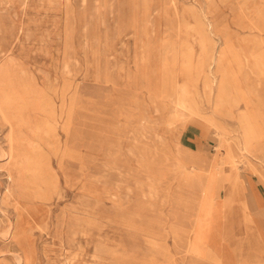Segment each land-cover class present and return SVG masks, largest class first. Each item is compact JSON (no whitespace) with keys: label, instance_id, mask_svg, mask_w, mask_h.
Here are the masks:
<instances>
[{"label":"rangeland","instance_id":"rangeland-1","mask_svg":"<svg viewBox=\"0 0 264 264\" xmlns=\"http://www.w3.org/2000/svg\"><path fill=\"white\" fill-rule=\"evenodd\" d=\"M222 45L242 98L214 106ZM263 65L264 0H0V264H202L191 157L225 146L238 175L264 179L237 123L245 103L264 155ZM235 220L228 252L264 249Z\"/></svg>","mask_w":264,"mask_h":264},{"label":"crops","instance_id":"crops-1","mask_svg":"<svg viewBox=\"0 0 264 264\" xmlns=\"http://www.w3.org/2000/svg\"><path fill=\"white\" fill-rule=\"evenodd\" d=\"M253 146L252 144L250 149ZM204 147L203 143L201 149L204 150ZM249 151L247 154L250 159L259 162L258 158L250 155ZM223 152L221 148L212 155L205 153L207 160H210V165L197 157H191L197 169L206 171L205 180L198 193L199 197L196 199L197 206L192 224L196 241V247L193 248L195 259H193H197L202 264H264V249L244 258L227 250L224 235L231 226L232 217L236 219L235 223L239 229L237 232L245 236L255 233L256 237L253 239L264 244V179L255 177L248 169L247 173L243 169L241 175H238L233 164L227 162L226 154ZM219 157L222 158L219 159ZM181 167H185L182 174L192 181L190 178L195 176L196 169L184 164L182 158ZM209 173L210 179L207 177ZM218 178L223 185L219 195H216ZM245 217L249 218L246 222H244Z\"/></svg>","mask_w":264,"mask_h":264},{"label":"bare ground","instance_id":"bare-ground-1","mask_svg":"<svg viewBox=\"0 0 264 264\" xmlns=\"http://www.w3.org/2000/svg\"><path fill=\"white\" fill-rule=\"evenodd\" d=\"M197 19H200V18H197ZM203 21V20H202ZM197 22V21H196ZM208 25V24H207ZM201 26V25H200ZM203 26V25H202ZM199 26H198V24H197V28H198ZM202 30V29H201ZM31 31V30H30ZM204 31V30H203ZM210 31H211V29H210ZM26 32V31H25ZM212 33V32H211ZM186 34V33H185ZM204 35V34H203ZM235 38H237V37H235ZM187 39V38H186ZM192 39V38H191ZM195 39V38H194ZM203 40V39H202ZM211 41V40H210ZM215 41V40H214ZM234 42V41H233ZM180 43H181V41H180ZM185 43V42H184ZM207 44V43H206ZM181 45V44H180ZM186 45V44H185ZM196 45V44H195ZM240 45V44H239ZM227 46L228 45H222V48H221V50L218 52V54L216 55V51L214 50V52H212V54L210 55V59H209V62H208V73H209V80H210V86H211V88H212V86H215L216 85V90H215V100H214V103H213V105L215 106V105H217V104H221V103H224L225 101H227L228 99H231L232 98V93H231V88H232V84H231V77H230V75H229V73H228V71L226 70V69H224V68H219V67H221L220 65H222V62H223V60H224V57H225V54L227 53ZM241 46V45H240ZM244 46V45H243ZM254 45H252L251 47H253ZM257 46V45H256ZM255 46V47H256ZM206 47V46H205ZM256 48H258V46L256 47ZM251 49V48H250ZM260 49V48H259ZM197 50V49H196ZM239 50V49H238ZM241 50V49H240ZM206 52H207V50H205ZM250 51V50H249ZM211 52V51H210ZM182 53H183V51H182ZM246 53V52H245ZM244 55V54H243ZM196 56V55H195ZM244 56H246V55H244ZM205 57V56H204ZM246 58V57H245ZM185 60V59H184ZM188 61V60H187ZM245 62V61H244ZM247 63V62H246ZM250 63V62H249ZM9 65H11V64H9ZM185 65V64H184ZM203 65H204V63H203ZM216 65V70L217 71H221V73H220V76H217L216 75V72H215V68H214V70H213V67ZM19 66V65H18ZM189 66V65H188ZM251 66V65H250ZM264 66V65H263ZM2 67V66H1ZM254 67V66H253ZM183 68H185V67H183ZM190 68V67H189ZM202 68V67H201ZM254 70V69H253ZM7 71V67L6 66H4V67H2L1 69H0V83H3V82H7L6 81V78H5V72ZM182 71V70H181ZM188 71V70H187ZM219 71V72H220ZM191 72V71H190ZM255 72V71H254ZM232 73V72H231ZM8 74V73H7ZM193 74V73H192ZM187 75V74H186ZM185 75V76H186ZM15 78V77H14ZM30 78V77H29ZM182 78V77H181ZM193 78H195V77H193ZM245 78V77H244ZM20 79V78H19ZM31 79V78H30ZM208 80V79H207ZM25 81H26V79H25ZM17 83V82H16ZM182 83V82H181ZM193 83H194V81H193ZM21 84V83H20ZM187 84V83H186ZM183 85V84H182ZM207 85V84H206ZM205 85V86H206ZM5 86H7V85H5ZM190 87V86H189ZM6 88V87H5ZM7 88H8V86H7ZM12 88V87H11ZM182 89V88H181ZM186 91V90H185ZM196 91V90H195ZM246 91V90H245ZM193 92V91H192ZM8 93V92H7ZM195 93V92H194ZM22 94V93H21ZM33 94V93H32ZM50 94V93H49ZM48 94V95H49ZM184 94V93H183ZM24 95V94H23ZM22 95V96H23ZM34 95H36V94H34ZM187 95V94H186ZM189 95V94H188ZM248 95H249V93H248ZM13 96V95H12ZM40 96V95H39ZM38 96V97H39ZM24 97V96H23ZM41 97V96H40ZM46 97V96H45ZM183 97V96H182ZM249 97V96H248ZM186 97H184V99H185ZM214 98V97H213ZM241 98L242 97H238V98H236V99H234V98H232V99H234L236 102H239V101H241ZM253 100V99H252ZM185 101H187V100H185ZM197 102V101H196ZM19 103V102H18ZM179 103L180 104H183V99L180 97V101H179ZM185 103H188V101L187 102H185ZM184 103V104H185ZM194 104V103H193ZM192 105V104H191ZM236 105V104H235ZM242 105V104H241ZM48 106V105H47ZM197 106V105H196ZM243 110H240V116H241V119L237 122L238 123V126H239V129H240V131H239V144L240 145H242V146H239L240 147V149H244L245 147H247L248 145H250V144H253L254 146L252 147V149H250V155L251 156H253V157H255V158H258V160H259V163L261 164V166H263V170L261 171L262 172V174H264V155H262V154H259V153H257L256 154V152L257 151H255V150H257V149H255V143L254 142H257V141H259V139H260V137H261V135L259 134V125H258V123L257 122H255L253 119H255V117H254V115L253 114H251V112L248 110V106L245 104V103H243ZM192 108V107H191ZM195 108V107H194ZM49 110V109H48ZM47 110V111H48ZM185 110V109H184ZM187 110V109H186ZM195 110H196V108H195ZM195 110H193V112L195 111ZM192 111V110H191ZM197 112V111H196ZM30 113H31V111H30ZM1 114H2V112H1ZM194 114H196V113H194ZM51 115V114H50ZM53 115V114H52ZM207 116V115H206ZM48 117V116H47ZM261 117V116H260ZM13 118H15V117H13ZM13 118H12V120H13ZM49 118H50V116H49ZM198 118V117H197ZM200 118V117H199ZM24 119H25V117H24ZM33 119V118H32ZM19 120V119H18ZM42 120V119H41ZM39 121V120H38ZM29 122V121H28ZM32 122H34V121H32ZM48 122V121H47ZM43 123V122H42ZM236 123V124H237ZM23 124V123H22ZM50 124V123H49ZM52 124V123H51ZM11 125V124H10ZM34 125V124H33ZM45 125V124H44ZM30 126V125H29ZM34 126H36V125H34ZM42 126V125H41ZM237 126V127H238ZM46 127V126H45ZM51 127V126H50ZM11 128H12V126H11ZM37 128V127H36ZM36 128H35V130H36ZM40 128H42V127H40ZM184 128V127H183ZM43 129V128H42ZM45 129V128H44ZM38 130H39V128H38ZM9 131H11V130H9ZM13 131V130H12ZM25 131V130H24ZM32 131H34V130H32ZM184 131V130H183ZM27 132V131H26ZM11 133V132H10ZM37 133H39V131L37 132ZM261 133V132H260ZM36 134V133H35ZM49 134H51V133H49ZM30 135V134H29ZM30 136H32V135H30ZM37 136V135H36ZM45 136V135H44ZM34 137V136H33ZM226 137V136H225ZM225 137H223V138H225ZM234 137V136H233ZM12 138V137H11ZM13 139V138H12ZM25 139V138H24ZM30 139V138H29ZM32 139V138H31ZM50 139V138H49ZM35 140V139H34ZM32 142V141H31ZM232 142H233V140H232ZM43 143V142H42ZM12 144V143H11ZM22 144V143H21ZM32 144V143H31ZM28 145V144H27ZM33 145V144H32ZM37 145V144H36ZM258 145V144H257ZM49 146H51V145H49ZM237 146V145H236ZM9 147V146H8ZM31 147V146H30ZM35 147V146H34ZM54 147V146H53ZM53 147H51V148H53ZM238 147V146H237ZM242 147V148H241ZM5 148V147H4ZM258 148H260V146L258 147ZM239 149V150H240ZM263 149V148H262ZM36 150H37V148H36ZM39 150V149H38ZM223 150H224V152H225V154H226V160H227V162L228 163H231V164H233L234 162H235V159H234V155H233V152L230 150V148H227V147H225V146H223ZM4 151V150H3ZM15 151H17V150H15ZM25 151V150H24ZM23 151V152H24ZM242 151V150H241ZM35 152V151H34ZM48 152H50V151H48ZM223 152V153H224ZM252 152H255V153H253L252 154ZM259 152V151H258ZM12 154V151H10V152H7V155L9 156V155H11ZM35 154V153H34ZM52 154V153H51ZM221 154H222V151H221ZM259 154V155H258ZM25 155V154H24ZM22 156V155H21ZM259 156V157H258ZM15 157V156H14ZM23 157V156H22ZM6 158V157H5ZM27 158H28V155H27ZM34 158V157H33ZM224 158V157H223ZM221 159V158H220ZM2 160V159H1ZM21 160V159H20ZM28 160V159H27ZM18 161V160H17ZM223 161V160H222ZM11 162V161H10ZM22 162V161H21ZM29 162V161H28ZM12 163V162H11ZM223 164V163H222ZM221 165V164H220ZM24 167H27V166H24ZM33 167V166H32ZM24 169V168H23ZM26 169V168H25ZM19 170V169H18ZM27 170V169H26ZM221 170H222V168H221ZM22 172V171H21ZM28 172V171H27ZM31 172V171H30ZM219 172V171H218ZM32 173V172H31ZM221 173V172H220ZM21 174V173H20ZM34 174H35V172H34ZM226 174V173H225ZM17 175V174H16ZM27 175H28V173H27ZM227 175V174H226ZM20 176V175H19ZM226 178H227V176H225ZM23 178V177H22ZM21 178V179H22ZM35 178V177H34ZM193 182L196 180L195 179V176L193 177V178H190ZM225 180V179H224ZM226 180H228V179H226ZM44 181V180H43ZM218 181H219V183H218V188H217V190H216V195H219V192H220V190H221V188H222V181H220V178H218ZM19 182V181H18ZM35 182V181H34ZM33 182V183H34ZM26 185V184H25ZM52 185H53V183H52ZM22 186V185H21ZM60 186V185H59ZM29 188V187H28ZM41 188V187H40ZM189 188H190V190L192 191V193H193V195H194V197L197 199V194H198V190L196 189V188H194V187H190L189 186ZM57 189V188H56ZM38 190V189H37ZM58 190V189H57ZM24 191V190H23ZM50 192V191H49ZM57 192V191H56ZM35 193H39L38 191L37 192H35ZM52 193V192H51ZM17 195V194H16ZM59 195V194H58ZM62 195V194H61ZM37 197V196H36ZM46 197V196H45ZM48 197H50V196H48ZM29 198H32V197H29ZM34 200V199H33ZM43 201H47V200H44L43 199ZM49 201V200H48ZM23 210V209H22ZM23 212V211H22ZM7 213V212H6ZM5 214V213H4ZM11 214V213H10ZM24 214V213H23ZM175 214V213H174ZM15 215V214H14ZM20 216V215H19ZM4 218H5V216H4ZM19 218V217H18ZM6 219V218H5ZM11 219V218H10ZM181 219V218H180ZM249 220V218L248 217H245V219H244V222H246V221H248ZM9 221V220H8ZM11 221V220H10ZM159 221V220H158ZM179 221V220H178ZM5 222H6V220H5ZM85 222V221H84ZM183 222V221H182ZM87 223V222H86ZM12 224V223H11ZM90 224V223H89ZM88 224V225H89ZM78 225V224H77ZM157 227H158V225H157ZM158 229V228H157ZM3 233V232H2ZM4 233H5V231H4ZM9 234V233H8ZM1 236H3V235H1ZM22 238V237H21ZM33 242V241H32ZM102 245V244H101ZM100 245V246H101ZM34 247V246H33ZM99 248H101V247H99ZM110 249V248H109ZM111 250V249H110ZM109 250V251H110ZM102 251V250H101ZM24 254H25V251H24ZM23 254V255H24ZM22 256V255H21ZM32 256V255H31ZM23 257V256H22ZM23 260V259H22ZM37 260V259H36ZM164 261V260H163ZM25 263V262H24ZM32 264V263H31ZM35 264V263H34ZM166 264V263H165Z\"/></svg>","mask_w":264,"mask_h":264}]
</instances>
